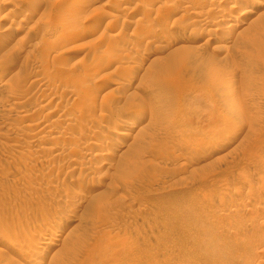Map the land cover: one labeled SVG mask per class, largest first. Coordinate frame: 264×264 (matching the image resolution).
Instances as JSON below:
<instances>
[{
  "label": "rangeland",
  "instance_id": "obj_1",
  "mask_svg": "<svg viewBox=\"0 0 264 264\" xmlns=\"http://www.w3.org/2000/svg\"><path fill=\"white\" fill-rule=\"evenodd\" d=\"M237 3L0 0L2 263L264 264V6Z\"/></svg>",
  "mask_w": 264,
  "mask_h": 264
},
{
  "label": "bare ground",
  "instance_id": "obj_2",
  "mask_svg": "<svg viewBox=\"0 0 264 264\" xmlns=\"http://www.w3.org/2000/svg\"><path fill=\"white\" fill-rule=\"evenodd\" d=\"M250 3H253L252 5H256V6H264V0H248ZM39 4H40V2H38ZM42 3V2H41ZM37 4V3H36ZM237 4L239 5V3H237V0H233V7H237ZM38 5V4H37ZM41 6V5H40ZM123 6V5H122ZM125 8H126V6H124ZM121 8V7H120ZM129 9V8H128ZM244 13V12H243ZM242 13V14H243ZM250 13L251 14H255L256 13V16H258V18H253V20L251 19L250 21V23L248 22V24L250 25V27L248 28V29H253L254 31H255V33H258V31H260V28H261V26H260V23H259V21L260 20H257V19H260L259 17H263V15H264V10H262L261 8H259V9H251L250 10ZM230 13H228L227 15H229ZM223 15V14H222ZM226 15V16H227ZM230 16H231V14H230ZM234 15H232L231 17H233ZM195 17V16H194ZM233 18H235V17H233ZM223 19H227L226 17H224ZM222 19V20H223ZM229 19V18H228ZM227 19V20H228ZM237 19V18H236ZM247 19V18H246ZM221 20V19H220ZM238 20V19H237ZM239 21V20H238ZM248 21V20H247ZM227 22V21H226ZM225 22V23H226ZM231 22V21H230ZM96 23V22H95ZM228 23V22H227ZM238 24H240L239 22H238ZM246 24V23H245ZM225 25V24H224ZM228 25V24H227ZM232 24H230L229 23V27L231 26ZM234 25V24H233ZM232 25V27H235L236 25H234L233 26ZM95 26H97V25H95ZM222 26V25H221ZM228 26H223V27H225V29L228 27ZM247 26H245V28L247 27ZM94 27V26H93ZM92 27V28H93ZM98 27V26H97ZM90 28V27H89ZM94 28H96V27H94ZM230 29V28H229ZM91 30V29H90ZM85 31V30H84ZM246 31H247V28H246V30H241L239 33H237L238 35L236 36L237 38H236V41H238V40H240V38L241 37H243L244 35H246ZM165 32V31H164ZM83 33V32H82ZM84 34V33H83ZM88 34V33H87ZM159 35V34H158ZM87 36V35H86ZM89 36V35H88ZM174 36V35H173ZM214 37V36H213ZM83 38V37H82ZM85 38V37H84ZM176 38V37H175ZM180 38V37H179ZM179 38H176L175 40H174V38L172 37V40H174L172 43H170V44H173V45H171L172 47H171V50H175V49H177L179 46V43L181 42V43H183L184 41L182 40V39H179ZM215 38V37H214ZM171 40V41H172ZM152 45V44H151ZM176 46H178V47H176ZM200 47V45L199 46H197L196 48H199ZM201 48V47H200ZM106 66V65H105ZM103 67V66H102ZM4 76V75H3ZM7 76V75H6ZM0 78H1V76H0ZM6 78V77H5ZM4 79V78H3ZM244 101V100H243ZM242 101V102H243ZM248 101V100H247ZM241 102V103H242ZM249 102V101H248ZM245 103V102H244ZM247 103V102H246ZM241 105H243V104H241ZM254 105V104H253ZM245 107V109H246V106H247V104L246 105H244ZM121 122V121H120ZM185 122V121H184ZM130 126H132V127H134V124H131ZM113 139V138H112ZM197 142V141H196ZM205 142V141H204ZM194 144V143H193ZM197 144V143H196ZM202 144V143H201ZM120 146H122V147H125L126 145H125V142H121V145ZM191 146V145H190ZM192 146H195V145H192ZM66 226V225H65ZM50 230H52V227H50V226H47V228H45L44 229V232H41V236H43V234L42 233H46V232H50ZM57 230V229H56ZM59 233L57 234V235H60L61 234V232H62V230H59L58 231ZM8 233V232H7ZM16 233V232H15ZM16 234H18V233H16ZM15 236H17V235H15ZM28 236V235H27ZM41 236H40V238H41ZM34 237V236H33ZM2 238H4V239H6V240H10L11 239V237L9 236V235H6V234H3L2 235ZM17 238H23L22 236H19V237H17ZM42 238H47V237H42ZM41 238V239H42ZM49 238V237H48ZM35 239H39V238H35ZM54 239V238H53ZM18 240H20V239H18ZM18 240H10L11 242H13L12 243V245H14V247H12V250L14 249V252H13V258H12V262H13V264H18L19 263V261H20V259L23 257V249L21 250V248L20 249H18L20 246H18V248H17V245L20 243ZM40 240V239H39ZM37 241V242H41V240L40 241ZM49 240H51L50 238H49ZM29 242V241H28ZM35 242H36V240H35ZM35 242H33L35 245H36V243ZM47 243H50L51 244V241H48ZM53 243V242H52ZM55 243V242H54ZM21 244V243H20ZM29 246V245H28ZM43 246V245H42ZM31 248H35L34 246L33 247H31ZM30 248V249H31ZM10 249H11V247H10ZM43 249H45V248H43ZM1 250H3V249H1ZM32 250V249H31ZM34 250H36V249H34ZM4 251V250H3ZM33 252V251H32ZM31 260H33V261H35L36 262V264H39L40 263V260H39V258H38V256H35L34 254H30L29 255V257H26V260H25V262L27 261V263L29 262V261H31ZM22 261V260H21ZM34 262V263H35ZM0 264H4V263H2L1 261H0ZM24 264V263H23ZM29 264V263H28Z\"/></svg>",
  "mask_w": 264,
  "mask_h": 264
}]
</instances>
